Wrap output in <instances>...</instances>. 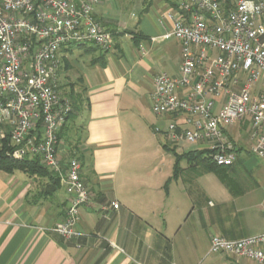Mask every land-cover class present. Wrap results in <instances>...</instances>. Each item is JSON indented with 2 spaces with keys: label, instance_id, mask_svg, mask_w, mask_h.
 Here are the masks:
<instances>
[{
  "label": "crops",
  "instance_id": "0c3cea01",
  "mask_svg": "<svg viewBox=\"0 0 264 264\" xmlns=\"http://www.w3.org/2000/svg\"><path fill=\"white\" fill-rule=\"evenodd\" d=\"M120 1L122 9L100 0L94 11L115 34L109 52L88 45L60 54L61 93L78 96L81 105L64 128L59 160L64 171L72 157L82 163L91 196L81 210L84 236L66 241L49 231L64 222L69 206L57 174L0 172V264H255L209 254V248L214 235L239 240L263 234L264 200L248 198L253 190H236L234 180L227 185L215 174L222 188L212 191L200 183L211 174H197L185 161L173 179L174 164L164 154L165 147L171 150L168 141L154 132L172 121L153 112L154 78H176L183 64L178 40L154 41L170 29L167 15L176 0ZM175 147L179 155L207 149ZM161 235L170 241V259Z\"/></svg>",
  "mask_w": 264,
  "mask_h": 264
},
{
  "label": "built area",
  "instance_id": "2783aa9c",
  "mask_svg": "<svg viewBox=\"0 0 264 264\" xmlns=\"http://www.w3.org/2000/svg\"><path fill=\"white\" fill-rule=\"evenodd\" d=\"M99 3L0 0V147L13 160L39 159L59 176L69 206L64 222L49 231L66 241L84 236L81 210L91 196L80 159L72 157L65 171L59 160L60 134L74 111L61 93L60 54L71 46L113 48L115 34L94 16ZM167 19L170 29L154 41L178 40L183 64L176 78H154L153 112L172 118L164 132H154L174 145L206 143L214 163L230 167L238 158L231 130L249 121L252 153L263 158L264 0H236L230 8L221 0H176ZM209 254L264 264V233L239 240L214 235Z\"/></svg>",
  "mask_w": 264,
  "mask_h": 264
},
{
  "label": "rangeland",
  "instance_id": "374dc122",
  "mask_svg": "<svg viewBox=\"0 0 264 264\" xmlns=\"http://www.w3.org/2000/svg\"><path fill=\"white\" fill-rule=\"evenodd\" d=\"M236 0H231V4L234 3ZM113 2H115L120 9L124 8L125 1L120 0H108V5L112 6ZM252 127L249 121H245L242 123L237 124L231 130V137L234 141L238 150V158L234 163L236 170L235 175H231V178L235 181L236 190L239 188L253 190L254 193L250 194L248 198H255L264 200V157L260 158L257 157L252 153V147L254 145V140L252 139ZM164 145L168 146L171 150L168 151L166 148L164 149V154H168V158L170 161V166L175 164V156L172 152L177 148L174 144L171 143H164ZM180 146L181 152L187 151H196L199 149L208 146V144H189V143H182L177 145ZM152 150L154 148L152 147ZM166 157V156H165ZM149 161V160H147ZM186 162V161H185ZM149 162H147L148 164ZM163 164H167L166 162ZM146 165V164H145ZM200 183L212 191L218 187L222 188V184L220 183L219 179L214 175L211 174L208 178L204 177ZM218 197V196H216ZM214 196V198L216 199ZM218 199V198H217ZM192 229V222L190 223L189 227Z\"/></svg>",
  "mask_w": 264,
  "mask_h": 264
},
{
  "label": "trees",
  "instance_id": "16d2710c",
  "mask_svg": "<svg viewBox=\"0 0 264 264\" xmlns=\"http://www.w3.org/2000/svg\"><path fill=\"white\" fill-rule=\"evenodd\" d=\"M226 8L231 7V0H221ZM73 109L78 108L81 105V100L78 98V96H72L70 98ZM72 117V115H71ZM70 117V118H71ZM69 118V120H70ZM65 128V127H64ZM64 128L60 134V139L64 136ZM167 149V147H165ZM7 148L5 146L0 147V172H5L8 174H14L16 172H22L25 174H28L29 176H47L51 175L49 170L44 167L39 159H30L25 158L23 160H13L7 155ZM240 150L237 149V154ZM175 156V164H174V174L173 179H176L178 175L183 172V169L181 167V163L183 161H186L187 166L189 168H195V172L200 175H206V174H215L221 182L231 185L234 181L231 178V173L234 171V165L230 167H220L214 163L211 157V152L209 150L204 151H196V152H188L182 155H179L175 152V150L172 151ZM56 183L59 184V180L56 179ZM161 240L165 241V257L170 259V241L166 239L163 235L159 237Z\"/></svg>",
  "mask_w": 264,
  "mask_h": 264
}]
</instances>
